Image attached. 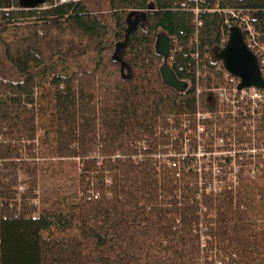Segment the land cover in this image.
I'll return each instance as SVG.
<instances>
[{
    "label": "trees",
    "instance_id": "1",
    "mask_svg": "<svg viewBox=\"0 0 264 264\" xmlns=\"http://www.w3.org/2000/svg\"><path fill=\"white\" fill-rule=\"evenodd\" d=\"M231 10L264 43V0H0V264H264V165L198 174L179 141L197 88L224 82ZM52 29L85 42L45 53Z\"/></svg>",
    "mask_w": 264,
    "mask_h": 264
},
{
    "label": "built area",
    "instance_id": "2",
    "mask_svg": "<svg viewBox=\"0 0 264 264\" xmlns=\"http://www.w3.org/2000/svg\"><path fill=\"white\" fill-rule=\"evenodd\" d=\"M64 1L60 0V2ZM185 1L196 5L202 0ZM193 11L197 15L200 10L195 7ZM229 14L240 27L247 49L256 56L264 80V43L259 41L260 33L249 23L246 16L232 10ZM198 25H200L199 22ZM223 78L229 82H225L223 86L208 88L206 91L210 96V99L206 100L209 108L203 109L204 111L199 110L204 107L205 102L196 101L195 112L191 114L195 121V129L192 130V136L184 133L179 141H182L183 156L190 154L196 157L198 174L204 172L199 167L200 163L212 162L213 176L226 174L231 178L230 181L234 182L241 168L244 174L252 176L264 165V140L256 137L260 129L264 131V87L238 88L239 79L225 70ZM198 93H200L199 89ZM183 119L181 127L187 130L189 128L187 116L185 115ZM244 130L250 136L248 139L243 137ZM236 139L240 143L232 145L231 141ZM190 141H197L195 150L189 151ZM207 141L211 142L209 148L206 146ZM247 141L249 146L246 145ZM232 148L235 151H232ZM225 161L228 162V166L226 171L222 172L217 162ZM219 182V180L214 181V184Z\"/></svg>",
    "mask_w": 264,
    "mask_h": 264
},
{
    "label": "water",
    "instance_id": "3",
    "mask_svg": "<svg viewBox=\"0 0 264 264\" xmlns=\"http://www.w3.org/2000/svg\"><path fill=\"white\" fill-rule=\"evenodd\" d=\"M45 1L18 0V4L23 9H32L42 5ZM156 51L164 57V62L160 67L163 82L179 91L184 90L185 83L176 78L173 70L165 62L170 52L169 39L165 34L158 36ZM216 58L220 60L225 71L239 79L238 88L264 87L256 56L247 49L239 26L230 27L226 42L216 53Z\"/></svg>",
    "mask_w": 264,
    "mask_h": 264
},
{
    "label": "rangeland",
    "instance_id": "4",
    "mask_svg": "<svg viewBox=\"0 0 264 264\" xmlns=\"http://www.w3.org/2000/svg\"><path fill=\"white\" fill-rule=\"evenodd\" d=\"M45 6H42L41 8H44ZM226 21V20H225ZM85 42V40H80L76 37H74L72 34H70L69 31H66V30H53L51 31V33L42 41L41 43V49L45 52V53H51L53 51H56L58 49H61V50H66V49H72V48H78V46L80 45L79 43H81V45H83V43ZM87 52V53H86ZM92 56V52L91 50L90 51H80V54L77 55L76 59H78V61L81 63V64H87V65H90V58ZM171 60H172V57L171 55L167 56L165 58V62L170 65L171 63ZM224 82L219 84V85H215V84H211L210 87H199L197 88V90L199 89L200 90V93L197 94V91H196V95H197V101H200L199 99V96L200 94L203 92V91H207L208 88H214V87H219V86H223L225 82H229V80H225L223 79ZM208 93V92H206ZM202 102V101H201ZM201 111H204L203 108L202 109H199ZM235 127V126H234ZM233 127V128H234ZM229 129H232V128H229ZM245 131V134L243 137H246L247 139L250 137L247 133L246 130ZM259 134L256 135V137L258 138H261V140H264V131L263 129H260L259 130ZM234 140V139H232ZM253 142V141H251ZM232 145L234 144H238L240 143V141H231ZM245 143V142H243ZM246 145L249 146L248 144V141L246 142ZM232 151H235L234 148H232ZM26 178L18 172V186H17V194L16 196H18V198H21L22 195H25L27 196L28 192H27V184H26ZM37 199V198H36Z\"/></svg>",
    "mask_w": 264,
    "mask_h": 264
}]
</instances>
